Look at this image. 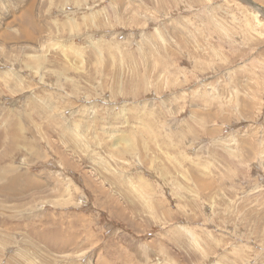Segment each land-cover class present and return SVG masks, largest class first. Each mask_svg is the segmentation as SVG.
I'll return each instance as SVG.
<instances>
[{
  "label": "rangeland",
  "instance_id": "1",
  "mask_svg": "<svg viewBox=\"0 0 264 264\" xmlns=\"http://www.w3.org/2000/svg\"><path fill=\"white\" fill-rule=\"evenodd\" d=\"M0 264H264V0H0Z\"/></svg>",
  "mask_w": 264,
  "mask_h": 264
},
{
  "label": "bare ground",
  "instance_id": "2",
  "mask_svg": "<svg viewBox=\"0 0 264 264\" xmlns=\"http://www.w3.org/2000/svg\"><path fill=\"white\" fill-rule=\"evenodd\" d=\"M30 21H31V20H30ZM30 24H31L32 26H34V27L36 26V24H34V25H33V23H32V22H30ZM36 27H37V26H36ZM36 27H35V28H36ZM62 51H63V50H62ZM80 54H81V53H80ZM79 56H80V55H79ZM142 185H143V184H142ZM5 188H13V186H12V185H10L9 187H5ZM26 262H27V261H26Z\"/></svg>",
  "mask_w": 264,
  "mask_h": 264
}]
</instances>
